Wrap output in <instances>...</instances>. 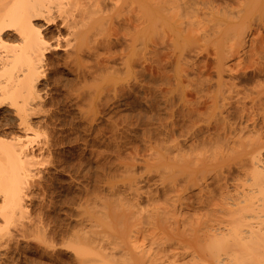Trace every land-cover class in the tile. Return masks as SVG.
<instances>
[{
  "label": "rangeland",
  "instance_id": "obj_1",
  "mask_svg": "<svg viewBox=\"0 0 264 264\" xmlns=\"http://www.w3.org/2000/svg\"><path fill=\"white\" fill-rule=\"evenodd\" d=\"M132 1L84 0L89 15L74 34L75 0L32 17L48 45L35 97L23 85L0 92V137L26 139L29 153L25 164L1 155L0 264H264L252 162L264 138V0H148L144 36ZM32 3L0 0V15ZM234 23L241 38L219 46ZM23 32L11 26L0 41L3 79L27 73ZM221 50L236 75L224 88L243 151L219 163L223 104L206 92ZM183 155L210 168L184 179Z\"/></svg>",
  "mask_w": 264,
  "mask_h": 264
},
{
  "label": "bare ground",
  "instance_id": "obj_2",
  "mask_svg": "<svg viewBox=\"0 0 264 264\" xmlns=\"http://www.w3.org/2000/svg\"><path fill=\"white\" fill-rule=\"evenodd\" d=\"M88 1L93 6L98 5V0H88ZM127 1L128 0H125V2ZM51 2L52 0H33V3L32 5H30V8L24 12L19 13L17 16H13L10 14L0 15V24H1L0 25V41H3V42L6 41L5 33L8 29H10L11 26H13L14 28H18V30L21 33L22 31L26 33V37L24 38H26L25 41L27 40L26 42H28L30 46V52L28 55V60H29L28 67L29 68L27 69V73L24 74L23 78H20V76L18 78H15V77L13 78L9 76V78L3 79L1 78L2 74L0 73L1 74L0 75L1 76L0 77V89H1L0 92L3 93L2 90H4L5 91L3 93L4 95L8 94L11 90L15 89L17 85H23L26 91L25 92L26 98L29 100V98L33 99V97H35V93L37 92L35 90V87H36L35 81H36V78L39 77V68H40L39 63L44 59L46 47L48 45H46L47 44L46 40H44L45 41L44 43L43 41L44 38L42 37L41 30L37 25L33 23L32 17L34 15L44 14V11L47 10L46 8L50 9L49 7H51V4H52ZM132 4H135L139 8V11L141 12L140 25L137 31H138V35L144 36L145 31H146V24H145L146 9H147V6L149 5V2L148 0H133ZM75 6L78 12L73 14L72 21L69 22V25L73 26L75 29H72V31H70V34L80 32L79 30H77L78 27H80V24L82 23V21L85 20V18L89 15V11L84 7L85 6L84 0H75ZM93 18H95V16ZM90 25H91V30H94L97 27L96 18L93 19V22H91ZM235 27H236L235 23L232 25L228 24L226 25V29L218 33L220 37L218 39L219 46H222L223 44H225L228 39L230 38L232 39L233 30L235 29ZM199 28L201 27L198 26V29ZM24 32H23V35L25 34ZM203 34H206V37H207L208 33L204 32ZM235 34L236 35L233 36V39H235L234 37H237L239 39L240 33L237 31L235 32ZM85 35L87 34L83 33V36ZM237 38L235 40H237ZM0 46H3V45H0ZM221 52L222 53L219 52L218 59H217L218 77L216 80V84L212 83L206 92L207 97L211 98L212 100V106L218 107L220 106V102L223 104V110L217 115L216 121L218 124L216 123L217 125L216 128H218V125L219 126L222 125V129H224V132L225 131L230 132V134L229 132L227 133L230 135L229 136L230 139L227 137L229 140L228 141L225 137L226 133L224 135L222 133V129L220 130L219 128L220 134L217 136L218 144L216 147L219 163L220 161H223L226 158L227 154L230 151H233L235 149L236 151H238L236 153H240L243 151L237 148V144L240 142L241 139H239L237 135V129L234 126V122L231 120V117L229 115L231 111V106L233 104L232 102L233 94L232 92L227 93V91L225 90L226 88H224L225 86L224 82H226V84L230 81L235 82L234 80H235L236 75L234 71L232 70L233 68L231 67V64L228 62L229 61L228 57L225 55V53H223L222 50ZM198 90L200 89L198 88ZM26 115H27L26 112H20L19 117L22 118V123L24 124L27 123L28 121L26 120ZM263 132L261 131V133ZM261 133L259 135H262ZM19 137H16L17 140L14 142H10V141L5 142L0 137V165H2L1 155H5V154L14 157L12 159L14 163L16 161L19 164V161H20V163L25 164V158H28L29 156L28 149L26 147L27 141L26 139L19 138ZM255 150L258 151V154L252 159V162L255 165V167L260 168L261 177H260V197L259 198H260V208L264 210V169H262L264 168V138H262V136L258 138L257 141H255L253 145V151ZM177 165H178V168L183 172L182 176H184V179L187 176L188 180H192L193 178H195L198 172V168H210L209 164L205 162H200V157H198L197 159H194V158H187L185 155H183L179 159V161L177 162ZM0 177L4 179L5 175L2 172H0ZM140 188H141V185L139 181L136 186V193L139 196L143 194ZM201 190L203 191V188ZM15 193H16L15 194L16 198H15V203L13 205L14 211L15 209H17V211L23 210L25 208L23 196L18 190H15ZM137 254L138 253H132V255L135 257L139 256V255L137 256ZM235 255H237V253L232 252L229 254V257L232 258ZM139 264H145V263L140 262ZM150 264H154V262L151 261Z\"/></svg>",
  "mask_w": 264,
  "mask_h": 264
}]
</instances>
